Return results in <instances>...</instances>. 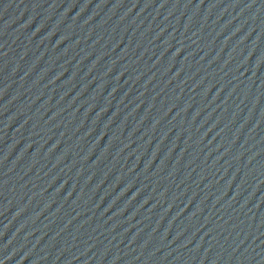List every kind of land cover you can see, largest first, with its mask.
I'll return each mask as SVG.
<instances>
[{
  "label": "water",
  "instance_id": "water-1",
  "mask_svg": "<svg viewBox=\"0 0 264 264\" xmlns=\"http://www.w3.org/2000/svg\"><path fill=\"white\" fill-rule=\"evenodd\" d=\"M0 264H264V0H0Z\"/></svg>",
  "mask_w": 264,
  "mask_h": 264
}]
</instances>
